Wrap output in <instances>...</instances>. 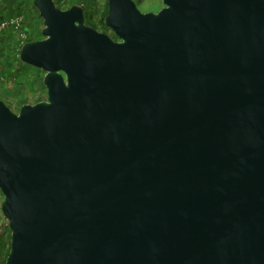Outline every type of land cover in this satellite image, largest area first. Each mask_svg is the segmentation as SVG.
<instances>
[{"label":"water","instance_id":"95a60500","mask_svg":"<svg viewBox=\"0 0 264 264\" xmlns=\"http://www.w3.org/2000/svg\"><path fill=\"white\" fill-rule=\"evenodd\" d=\"M32 0L18 59L45 99L0 100L5 264H264V0Z\"/></svg>","mask_w":264,"mask_h":264},{"label":"rangeland","instance_id":"374dc122","mask_svg":"<svg viewBox=\"0 0 264 264\" xmlns=\"http://www.w3.org/2000/svg\"><path fill=\"white\" fill-rule=\"evenodd\" d=\"M137 9L140 12H155L163 7L162 0H133ZM97 6L100 13L104 12L106 0H97ZM68 5V4H67ZM7 7V6H6ZM29 11L27 14H32ZM34 13V12H33ZM11 14V10L3 8L0 11V16L5 17ZM42 24V22H41ZM42 28V27H41ZM38 29L39 37H41ZM5 71H9L7 76H4L6 81L0 86V100L6 102V106L12 112H17L19 107L23 104H33L45 99V88L42 85L43 72L22 64L18 59L7 54ZM1 75V74H0ZM3 195L0 193V233L7 236L6 232L7 222L1 212V204Z\"/></svg>","mask_w":264,"mask_h":264},{"label":"trees","instance_id":"16d2710c","mask_svg":"<svg viewBox=\"0 0 264 264\" xmlns=\"http://www.w3.org/2000/svg\"><path fill=\"white\" fill-rule=\"evenodd\" d=\"M59 1L60 0H54V4L55 6L62 8L59 5ZM97 3H98L97 0H68L66 4H68L67 8L72 4H80L84 10L85 18L88 16L89 20L91 21L95 20L98 23V25L107 28L103 23L104 15H106L107 4L105 6L104 12L100 13ZM3 8L4 9L7 8L8 10H11V14L22 13L24 15V22L22 25V29L27 33V37H28L27 42L41 38L38 36L39 35L38 29L42 27L41 19L38 16L37 10L32 5V0H1L0 11ZM29 11H33L34 13L32 12V14L29 15L27 14ZM0 18L2 17L0 16ZM93 26L94 25H92L91 27ZM12 36H13V32L10 30H7L4 33L0 34V74L3 76H7L9 72V71H5L4 69V66L6 64L5 60L7 54L14 57L16 60L18 59V53L15 50L13 41H11ZM112 37L114 36L112 35ZM2 101L5 103V105L8 104V103L6 104L4 100ZM5 228L8 235L4 236L2 233H0V264H5V258L8 254L9 244H10V231L7 226Z\"/></svg>","mask_w":264,"mask_h":264},{"label":"built area","instance_id":"2783aa9c","mask_svg":"<svg viewBox=\"0 0 264 264\" xmlns=\"http://www.w3.org/2000/svg\"><path fill=\"white\" fill-rule=\"evenodd\" d=\"M1 2V0H0ZM68 0H60L59 5L62 7H58L60 9H66ZM57 7V6H56ZM24 22V15L21 14H11L9 16H5L0 18V34L4 33L7 30L13 32V36L11 41H13L15 50L19 53L22 45L27 42V33L22 29V25ZM6 79L3 75H0V86L4 83Z\"/></svg>","mask_w":264,"mask_h":264},{"label":"flooded vegetation","instance_id":"af4514ba","mask_svg":"<svg viewBox=\"0 0 264 264\" xmlns=\"http://www.w3.org/2000/svg\"><path fill=\"white\" fill-rule=\"evenodd\" d=\"M97 17H98V16H97ZM104 17H105V15H104ZM84 23H85L86 25L89 24L88 26H90V24H91V26L94 25L93 27L96 28V29L94 28L95 30H97V31H99V32H102V33H107L108 35L112 36V35H111V32H110V30H109L108 28H104V27L98 25V23H97L95 20H92V21L89 20V19H88V16H87L86 18H84ZM91 26H90V27H91ZM93 27H92V28H93ZM108 30H109V31H108ZM113 38L115 39V37H113Z\"/></svg>","mask_w":264,"mask_h":264}]
</instances>
